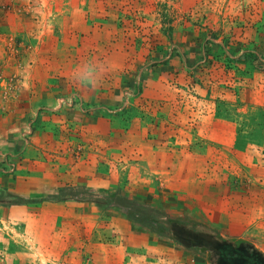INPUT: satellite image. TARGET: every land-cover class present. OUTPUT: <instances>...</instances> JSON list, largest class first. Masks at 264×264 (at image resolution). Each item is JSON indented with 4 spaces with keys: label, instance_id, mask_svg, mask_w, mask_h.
Segmentation results:
<instances>
[{
    "label": "rangeland",
    "instance_id": "obj_1",
    "mask_svg": "<svg viewBox=\"0 0 264 264\" xmlns=\"http://www.w3.org/2000/svg\"><path fill=\"white\" fill-rule=\"evenodd\" d=\"M252 53L264 0H0V264H207L126 196L264 251Z\"/></svg>",
    "mask_w": 264,
    "mask_h": 264
},
{
    "label": "trees",
    "instance_id": "obj_2",
    "mask_svg": "<svg viewBox=\"0 0 264 264\" xmlns=\"http://www.w3.org/2000/svg\"><path fill=\"white\" fill-rule=\"evenodd\" d=\"M254 68L264 73V58L249 54ZM126 217L143 229L182 251L200 257L207 264H264V251L247 238L226 237L208 221L192 215H170L163 209L126 196ZM102 206V200H95Z\"/></svg>",
    "mask_w": 264,
    "mask_h": 264
},
{
    "label": "crops",
    "instance_id": "obj_3",
    "mask_svg": "<svg viewBox=\"0 0 264 264\" xmlns=\"http://www.w3.org/2000/svg\"><path fill=\"white\" fill-rule=\"evenodd\" d=\"M16 139H18L16 136H13V137L10 136L9 139H0V173L4 170L2 168L3 166L9 167L7 171L10 170V167L12 166V165H9V162L11 161L10 159L13 158L11 154L14 153V150L16 149L15 145L19 143V141H17V144H15L14 140ZM1 169L3 170L1 171Z\"/></svg>",
    "mask_w": 264,
    "mask_h": 264
},
{
    "label": "built area",
    "instance_id": "obj_4",
    "mask_svg": "<svg viewBox=\"0 0 264 264\" xmlns=\"http://www.w3.org/2000/svg\"><path fill=\"white\" fill-rule=\"evenodd\" d=\"M67 103L68 102L66 100H64V99H62V100L59 101V105H61V104H67ZM69 103H73V101H70ZM70 105H72V104H70ZM9 171H13V166L10 167V170Z\"/></svg>",
    "mask_w": 264,
    "mask_h": 264
}]
</instances>
